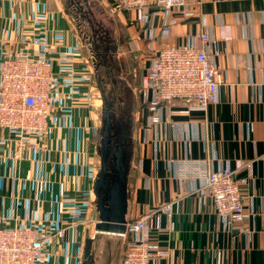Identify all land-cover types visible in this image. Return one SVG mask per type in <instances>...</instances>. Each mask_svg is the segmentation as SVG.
<instances>
[{"label":"crops","instance_id":"obj_1","mask_svg":"<svg viewBox=\"0 0 264 264\" xmlns=\"http://www.w3.org/2000/svg\"><path fill=\"white\" fill-rule=\"evenodd\" d=\"M94 1L117 19L121 44L146 64L165 44L195 39L200 45L198 36L207 34L222 80L219 102L203 112L184 113L188 105L183 102L152 111L142 94L145 72L140 71V105L131 147L124 150L133 153L126 221L172 204L170 220L160 216L158 242L170 253L159 264H264V0H186L191 15L173 8L165 38V15L159 9L150 8V21L142 24L135 10L116 12L118 0ZM74 20L66 0H0V65L6 56L29 51L50 58L60 74L56 111L40 145L31 141L19 149L0 130V226L51 221L60 227L80 205L84 217L73 219L64 239L51 240L49 264H83L89 241L95 264H121L122 238V247L110 251L95 230L101 111L94 91L96 68ZM64 68L70 73L60 72ZM155 114L161 122L151 124ZM186 157L211 159L214 169L229 164L244 194L254 195L253 216L231 232L223 230L211 200L193 192L197 184L173 177L170 162Z\"/></svg>","mask_w":264,"mask_h":264},{"label":"built area","instance_id":"obj_2","mask_svg":"<svg viewBox=\"0 0 264 264\" xmlns=\"http://www.w3.org/2000/svg\"><path fill=\"white\" fill-rule=\"evenodd\" d=\"M152 7L164 12L163 38L170 33L173 22L168 17L173 8H181L184 15H191L186 0H118L114 9L116 12L135 10L137 20L148 24L151 17L148 10ZM150 34L153 38L156 32L151 29ZM197 41L200 45L195 39L180 45L165 44L145 66L142 94L152 111L160 104L170 107L175 102H183L188 108L182 112H203L219 102L222 80L208 52L212 39L203 33ZM68 70L63 73H70ZM59 75L54 72L50 58L29 51H20L1 61L0 130L6 131L19 149H25L31 141L35 146L40 145L46 138L56 111ZM160 122V115L152 116L151 124ZM169 167L179 182L197 184L193 192L211 200L226 232L253 216L254 195L244 194L229 164L214 169L211 159L186 157L170 162ZM79 206L60 227L51 221L0 226V264H49L51 240L64 239L73 219L80 221L84 217ZM161 214L170 220L172 204L156 205L126 221L125 232L118 235L125 243L121 264H159L161 258L168 257L169 249L158 242Z\"/></svg>","mask_w":264,"mask_h":264},{"label":"rangeland","instance_id":"obj_3","mask_svg":"<svg viewBox=\"0 0 264 264\" xmlns=\"http://www.w3.org/2000/svg\"><path fill=\"white\" fill-rule=\"evenodd\" d=\"M66 4L70 14L75 16V25L85 41L90 62L96 68L97 81L94 91L97 95V102H99L96 106H99V112L101 111L99 115L100 133L97 137L99 139L98 162H100V168L99 148L106 136L103 123L105 104L110 112L111 127L109 129L107 165L109 177H112L109 180L106 179V182L110 183V190L119 183L120 173L116 163L118 157L122 156L123 161L127 162L129 167L133 155L131 150L129 152L124 150L127 144L130 143L128 148L132 144L131 132L135 119L134 115L140 105V93L139 88H137L138 77L140 71H145L144 68L147 64L144 60L134 58L133 54L126 49L125 44H121L122 29L117 19L111 13L104 12L99 2L94 0H66ZM109 160H111L112 169L109 167ZM97 236L103 243H108L110 251L112 249L115 252L119 247H122L119 236L118 239L114 237L116 235L111 238L101 234ZM89 248L90 254L84 258L83 264L85 261L88 264H95L91 255L92 244H89Z\"/></svg>","mask_w":264,"mask_h":264},{"label":"water","instance_id":"obj_4","mask_svg":"<svg viewBox=\"0 0 264 264\" xmlns=\"http://www.w3.org/2000/svg\"><path fill=\"white\" fill-rule=\"evenodd\" d=\"M103 123L106 131V136L102 142V146L99 148V154L101 159V168L97 178L94 182V194L97 198V210L99 212V221L95 224V230L97 233H107L119 235L125 232V215L128 205L127 194V174L128 163L124 162L122 156L118 157L116 161L119 171V183L109 190L110 183L106 182L109 174L107 165V155L109 151V129L111 127V117L108 107L104 106ZM121 149V153H122ZM127 161V160H126ZM109 194V196H108ZM113 199V200H112ZM112 200V201H111ZM90 241L85 249V258L90 254L89 248ZM84 264H88L85 261Z\"/></svg>","mask_w":264,"mask_h":264},{"label":"flooded vegetation","instance_id":"obj_5","mask_svg":"<svg viewBox=\"0 0 264 264\" xmlns=\"http://www.w3.org/2000/svg\"><path fill=\"white\" fill-rule=\"evenodd\" d=\"M111 160H109V167H111L110 169H112V165H111V162H110ZM110 176V174H108V176H107V178H108V180L112 177H109ZM109 192H110V190H108ZM108 196H109V194H108Z\"/></svg>","mask_w":264,"mask_h":264}]
</instances>
